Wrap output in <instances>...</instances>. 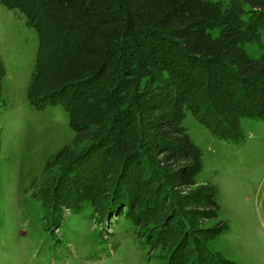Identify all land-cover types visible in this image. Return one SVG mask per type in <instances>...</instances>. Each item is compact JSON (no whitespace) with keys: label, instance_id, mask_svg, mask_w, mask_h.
Masks as SVG:
<instances>
[{"label":"trees","instance_id":"1","mask_svg":"<svg viewBox=\"0 0 264 264\" xmlns=\"http://www.w3.org/2000/svg\"><path fill=\"white\" fill-rule=\"evenodd\" d=\"M0 0L39 37L27 91L36 110L62 106L76 133L40 196L48 214L89 208L123 220L165 264H234L210 242L224 226L202 154L183 127L191 112L236 141L242 119H264V0ZM6 75L0 58V99ZM82 148V145H84Z\"/></svg>","mask_w":264,"mask_h":264},{"label":"rangeland","instance_id":"2","mask_svg":"<svg viewBox=\"0 0 264 264\" xmlns=\"http://www.w3.org/2000/svg\"><path fill=\"white\" fill-rule=\"evenodd\" d=\"M244 21L250 6L242 0ZM39 37L16 10L0 4V58L6 71L0 99V264H165L120 219L102 222L89 208L46 213L40 198L54 158L75 143L76 133L62 106L39 111L27 100ZM251 59L264 56L259 43L245 44ZM243 137L223 139L191 112L183 127L202 154L200 184L217 190L218 217L207 228L224 226L209 246L234 264H264V119H242ZM85 144L82 145L84 148Z\"/></svg>","mask_w":264,"mask_h":264}]
</instances>
